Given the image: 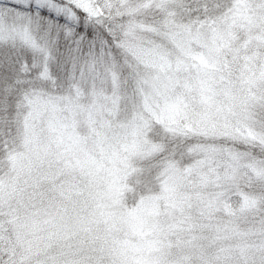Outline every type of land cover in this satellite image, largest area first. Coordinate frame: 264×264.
Wrapping results in <instances>:
<instances>
[{
  "label": "snow or ice",
  "instance_id": "snow-or-ice-1",
  "mask_svg": "<svg viewBox=\"0 0 264 264\" xmlns=\"http://www.w3.org/2000/svg\"><path fill=\"white\" fill-rule=\"evenodd\" d=\"M0 264H264V0H0Z\"/></svg>",
  "mask_w": 264,
  "mask_h": 264
}]
</instances>
